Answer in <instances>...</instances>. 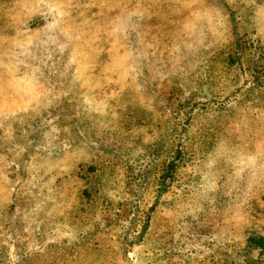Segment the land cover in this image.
Masks as SVG:
<instances>
[{
  "label": "rangeland",
  "instance_id": "rangeland-1",
  "mask_svg": "<svg viewBox=\"0 0 264 264\" xmlns=\"http://www.w3.org/2000/svg\"><path fill=\"white\" fill-rule=\"evenodd\" d=\"M0 264H264V0H0Z\"/></svg>",
  "mask_w": 264,
  "mask_h": 264
}]
</instances>
